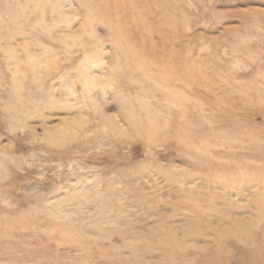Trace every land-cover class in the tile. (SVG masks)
I'll return each mask as SVG.
<instances>
[{
    "label": "rangeland",
    "instance_id": "rangeland-1",
    "mask_svg": "<svg viewBox=\"0 0 264 264\" xmlns=\"http://www.w3.org/2000/svg\"><path fill=\"white\" fill-rule=\"evenodd\" d=\"M0 264H264V0H0Z\"/></svg>",
    "mask_w": 264,
    "mask_h": 264
}]
</instances>
